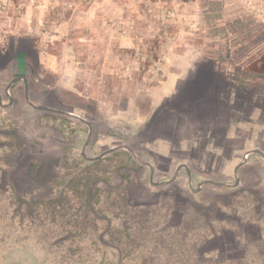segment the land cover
Listing matches in <instances>:
<instances>
[{
    "label": "rangeland",
    "instance_id": "1",
    "mask_svg": "<svg viewBox=\"0 0 264 264\" xmlns=\"http://www.w3.org/2000/svg\"><path fill=\"white\" fill-rule=\"evenodd\" d=\"M263 54L264 0H0V264H264V114L188 156L142 104L196 59L253 95Z\"/></svg>",
    "mask_w": 264,
    "mask_h": 264
},
{
    "label": "crops",
    "instance_id": "2",
    "mask_svg": "<svg viewBox=\"0 0 264 264\" xmlns=\"http://www.w3.org/2000/svg\"><path fill=\"white\" fill-rule=\"evenodd\" d=\"M99 5L105 8V4L100 3ZM96 11L99 13L101 10L97 8ZM97 22V25H99L100 20L98 19ZM122 44H124L123 41ZM129 45H131L129 47L135 46L131 42ZM94 55L99 58L101 51ZM206 60L209 62L213 61L212 58H207ZM148 61L150 64L155 62L152 59H148ZM215 65L211 63L208 65L204 61L200 62L196 59L190 65L182 69L178 68L179 70H173L172 73H169V70L166 69L168 70L166 75L169 78L165 82L162 81L156 85L150 84L144 86L146 96L142 99V104L144 107L146 106L148 117L149 111L160 109L161 107L162 110L166 108L170 109L172 113L177 111L176 115L179 120L176 126L178 127L176 129H174L175 127L168 128L169 132L174 133L172 134L173 138L169 139V141H173L175 145L178 143V146H181V151L185 152L184 154L188 156H204L205 153L215 156L220 151H227L229 147L231 148L233 141L243 139L241 137L242 132L244 130L249 131L246 129L248 126H243L241 123L243 122L242 119L239 122L232 123V117H234L233 110L241 112L246 107H249V111H246V116L260 117L264 114V88L259 89L256 87L253 95H250V91L247 90V87L250 88V86L238 84V78L232 77L234 80H230L229 74H226L228 79L223 78L218 74L221 70L217 69ZM115 69L119 71V68L116 67ZM130 70L135 75L138 72L143 74V71L137 68L136 63H134ZM252 77L261 79L264 77V74H253ZM241 89L242 92L240 91ZM173 101H176V104H173ZM185 103L190 104L188 108H180ZM198 104H205V106L199 108ZM196 112L200 115V120L202 119L204 124H208V129L205 131L209 132V135L205 134L207 135L206 137H199L201 130H195L194 133H189L187 136H179L180 125L187 127L191 124L192 120L189 121L188 118H190L191 114H196ZM169 115L171 113L160 112L158 115L159 119L155 120L151 125V128L155 127L151 133L158 134V129H161V126L164 124L163 119L160 118ZM246 124L251 125L250 122ZM156 125H158V128H156ZM158 147L163 148L166 152L169 151L167 152L168 154H171L173 151L172 144L169 142L159 144Z\"/></svg>",
    "mask_w": 264,
    "mask_h": 264
},
{
    "label": "flooded vegetation",
    "instance_id": "3",
    "mask_svg": "<svg viewBox=\"0 0 264 264\" xmlns=\"http://www.w3.org/2000/svg\"><path fill=\"white\" fill-rule=\"evenodd\" d=\"M262 61H257V59L254 61H251V62H249L248 64H247V68L246 69H250L249 71H256V70H258V71H261V72H257L256 74H264V70H261L263 67H264V54L262 55V57H259ZM255 73V72H254ZM153 121H155V120H153ZM171 134H173L172 132H170Z\"/></svg>",
    "mask_w": 264,
    "mask_h": 264
},
{
    "label": "water",
    "instance_id": "4",
    "mask_svg": "<svg viewBox=\"0 0 264 264\" xmlns=\"http://www.w3.org/2000/svg\"><path fill=\"white\" fill-rule=\"evenodd\" d=\"M20 80H22V79H16V80H14L13 82H11V84H10V85L8 86V88H7V93H9L11 86H12L14 83H16V82H18V81H20ZM1 103H2V102H1ZM10 103H11V104L13 103V99H12V98L10 99ZM37 109H38V110L51 111V110H49V109L42 108V107H37ZM107 154H108V153H107ZM103 156H104V155H103ZM98 159H100V158H98Z\"/></svg>",
    "mask_w": 264,
    "mask_h": 264
},
{
    "label": "trees",
    "instance_id": "5",
    "mask_svg": "<svg viewBox=\"0 0 264 264\" xmlns=\"http://www.w3.org/2000/svg\"><path fill=\"white\" fill-rule=\"evenodd\" d=\"M261 70H264V67H263ZM263 72H264V71H263ZM255 73H257V72H255Z\"/></svg>",
    "mask_w": 264,
    "mask_h": 264
}]
</instances>
